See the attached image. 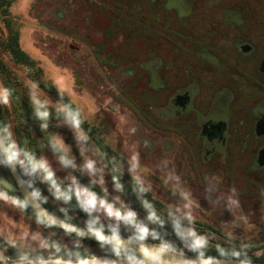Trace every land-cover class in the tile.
Segmentation results:
<instances>
[{"label": "rangeland", "instance_id": "obj_1", "mask_svg": "<svg viewBox=\"0 0 264 264\" xmlns=\"http://www.w3.org/2000/svg\"><path fill=\"white\" fill-rule=\"evenodd\" d=\"M108 1L113 5L111 0ZM226 1L247 6L248 16L264 17V0ZM97 2L99 0H6L8 6L0 11V61L4 66L0 71V87L12 89L13 92L9 105L0 104V110L7 123L10 137L14 140L13 130H22L25 125L32 122L38 125L42 123L33 115V97L47 101L49 105L57 101L58 106L73 104L81 112L83 122L95 130L91 134L84 130L89 138L86 143L78 144L74 131L67 125L57 127L56 108L51 106L49 111L52 115L48 125H53L52 128L55 129L54 142L62 138L63 151L70 158H75V167L64 168L57 158L56 151L49 150L40 157V160L47 161L55 173V179L62 186L70 184L71 178L75 176L79 182L84 180V185L91 186L99 196L109 201L118 197L117 208H131L137 212L138 219H144L127 195L114 188L109 161L99 154L103 153L96 141L99 139L101 145L117 154L115 160L120 159L116 167L117 173L120 169L128 172L168 209L188 203L191 206L192 224L197 232L223 243L226 240H235L242 248L252 244H264V169H255V172L246 169L245 161L250 159L252 152L241 153L239 151L241 144L232 148V161L222 168H218L216 161L205 166L200 162V157L198 164L197 154L194 155V159L193 154L187 151L181 141L177 144L176 152L171 151L163 135L166 133L164 127L155 117L153 110L160 105L146 104L144 89L138 88V83L133 87L130 85L134 78H128L130 72L126 64L133 57L131 51L123 52L126 49L119 45L120 40L115 38V30L118 27L110 19L121 13L120 24L117 22V25L122 30L125 25L124 11L116 9L118 11L116 14L110 7H99ZM88 15L95 18L93 28L101 27L104 22L113 28V31H110L112 41L108 40L107 44L110 45L114 41L113 44L117 47L114 55L118 53L120 58L109 57L110 47L107 49L103 42H98V36L95 34H92V40L86 39L84 18ZM98 18L105 19L100 22ZM15 34L19 35L23 51L35 63L33 71L17 65L3 49L2 44L5 40ZM85 46H88V49ZM41 83L44 84L45 90ZM33 84L36 85L35 88L32 87ZM243 139L249 140L248 137ZM137 154L138 167L134 171H129L131 159ZM242 154L244 158L241 159ZM182 156L189 158L188 163L191 162L194 166L191 174L186 169L187 163L183 164ZM86 158L97 160V167L103 169L102 177L81 174L79 166ZM0 173L9 182H13L5 166L0 165ZM176 177H179V181ZM208 178L218 179L220 191L217 194H227L231 187H235L239 194L240 207L233 211L224 210L222 207L214 208L205 199ZM46 189L52 193L48 185ZM45 198L59 210L64 209L55 198L48 195H45ZM71 215L85 224L76 213L72 212ZM103 222L107 223L106 220ZM149 226L154 228L152 224ZM209 227L218 233L209 232ZM120 228L131 229L124 224H121ZM34 232H39L44 240L31 241ZM25 234L33 245L59 243L62 246V254L69 250H77L73 246L74 238L38 225L29 209L22 212L10 202L0 200V245ZM220 234L227 236L228 239L225 240ZM83 247L85 246L80 244L78 251L81 252ZM182 247L183 245L179 246ZM9 248L16 254V249L12 248L10 243ZM102 249L109 251L106 248ZM41 250L47 255L46 250ZM85 251L88 255H95L96 252L88 247H85ZM6 255H9V251ZM113 255L114 258L126 259L123 255L121 257L115 256L114 253ZM185 255L188 254L185 252ZM253 257L264 258V250L256 251Z\"/></svg>", "mask_w": 264, "mask_h": 264}, {"label": "flooded vegetation", "instance_id": "obj_2", "mask_svg": "<svg viewBox=\"0 0 264 264\" xmlns=\"http://www.w3.org/2000/svg\"><path fill=\"white\" fill-rule=\"evenodd\" d=\"M109 2L97 5L124 11L122 30L121 13L110 19L123 52L133 57L126 64L130 85L144 89L146 104L160 105L153 110L170 150L181 141L198 164L200 157L203 165L216 161L222 168L241 144V153L252 152L246 169H264L257 162L264 149V17L248 16L247 6L226 0ZM84 20L86 39L95 34L110 47L109 57L120 58L114 41L107 44L113 28L105 22L93 28L89 15ZM181 158L191 174L194 166Z\"/></svg>", "mask_w": 264, "mask_h": 264}, {"label": "clouds", "instance_id": "obj_3", "mask_svg": "<svg viewBox=\"0 0 264 264\" xmlns=\"http://www.w3.org/2000/svg\"><path fill=\"white\" fill-rule=\"evenodd\" d=\"M36 87L35 84L32 85ZM12 89L0 87V104L9 105L10 97L12 96ZM34 106V117L41 121V128L48 127V120L52 113L49 107L56 108L57 112V127L67 125L75 133L78 144L83 145L88 141V136L82 129L83 120L81 112L78 109L72 108L70 105L58 106L59 101L49 105L47 101H42L39 98H32ZM10 133L7 126H0V165L12 168L19 165L23 170L24 175L32 177V179L25 181V183L32 187L36 179L41 182H47L56 200L63 201L68 204L75 198L77 207L87 214L88 219L85 221V228L80 229L74 224L66 221H59L57 218L48 214L46 209H41L35 212V222L38 225L46 227H59L63 229L65 234H75L77 239L73 241V246L76 251L69 250L63 252L62 246L59 243L53 242L39 243L33 245L31 241H43L44 237L39 232H34L31 235V241L27 234L9 241L10 246L16 249V254L6 255L9 243L0 245V264H109L105 260L96 257L95 255H81L78 251L81 240L83 238L95 239L100 246H109L110 250L117 257L122 255L130 262V264H146V261H156L159 264H165L163 254L166 250H171L176 256L180 258L181 264H225V261L236 260L238 264H253V260L248 255L247 247L240 250H234L232 247L221 248L217 245L219 250L218 256L208 255L210 237L196 231L192 224L191 206L188 203L176 205L169 208L167 218H162L158 214L154 206L148 201L144 200L143 205L147 210V215L144 219H138L137 212L131 208L124 209L116 207L117 197L113 201H109L105 197L99 196L92 191L91 186L82 185L79 180L73 176L70 184L61 186L55 179V173L49 166L46 160L37 161L34 155L20 149L10 139ZM54 151L58 153V160L64 168L75 167V158H70L63 151V140L52 142ZM83 147L81 152L83 154ZM99 150H97L98 152ZM102 156H107V153H99ZM23 156V158H22ZM114 159V158H113ZM139 164L138 154L131 159L129 171L137 169ZM82 175L88 177L103 176V169L97 167V160L93 158H86L82 165L79 166ZM107 167V165H105ZM116 168L111 170V180L114 188L117 191L123 190L120 176L115 174ZM179 181V177H176ZM3 183V181H0ZM219 181L216 178H208V186L205 189V199L214 208H223L227 211H233L240 207L239 194L235 187H231L227 194L219 193ZM150 187V186H149ZM138 197L147 191L143 186H138L136 189ZM173 191V195H175ZM33 198H39L41 193L39 190H33L31 193ZM0 200L10 202L22 212L28 209L30 201L27 197L19 199L17 197H10L7 192L0 191ZM46 200V198H45ZM65 211V209H61ZM103 218V220H102ZM246 219V218H245ZM107 221L104 223L103 221ZM165 223H170L175 235L180 239L183 247L177 249L172 247L168 242H164L163 246L150 251L143 244L139 246L140 256L134 252H130L125 246L120 236V226L124 224L133 230V235L129 237L133 241H145L149 237L154 240L161 239L160 234L155 228H150V224L159 225L163 227ZM106 230L110 233L106 235ZM7 240V237H5ZM47 255H45V251ZM185 249L195 253V259H188L185 255ZM260 253H258L259 255ZM115 264V262H111Z\"/></svg>", "mask_w": 264, "mask_h": 264}, {"label": "trees", "instance_id": "obj_4", "mask_svg": "<svg viewBox=\"0 0 264 264\" xmlns=\"http://www.w3.org/2000/svg\"><path fill=\"white\" fill-rule=\"evenodd\" d=\"M7 6H8V4H6V0H0V11H1V9H3L4 7L6 8ZM3 13H5L4 10H3ZM2 46H3L4 51L12 58V60L17 65H20V66L28 69L29 71H33V69L35 67V63L23 51L21 44H20V38H19L18 34L10 35L8 37V39L5 40V42L2 44ZM3 69H4V66H3L2 62L0 61V71ZM42 74H43V72H42ZM43 85L44 84L41 83V86L44 88ZM44 90H45V88H44ZM49 91L50 90L48 89L47 92H49ZM70 106L74 109H77L75 107V105H73V104H70ZM0 122H1L2 126H7V123H6L4 117L1 113V110H0ZM52 127H53V125H48L47 128H41L40 125L32 122L31 124L25 125L22 130H19V129L13 130L14 140L11 137H10V139L20 149H24L25 152H28V153L34 155L35 159L37 161H40V157H42L43 154L48 153L49 150L54 151V149L52 147V142H54L53 135H54L55 129ZM54 127H56V126H54ZM82 129L86 130L88 134L94 133V131H95L94 128L91 127L86 122L82 123ZM96 141L99 144L101 151L103 153H107V156H105V158L109 161L110 171L112 170L113 167L116 168L119 165L118 161H120V159L116 158V160H115L113 158L117 157L116 156L117 154L114 153L110 148L104 147L103 145H101L99 139L98 140L96 139ZM55 153L58 155L57 152H55ZM22 158H23V156H22ZM18 167H19V169H20V171H21V173L24 176L26 181L32 179V177L24 175L23 170L21 169V167L19 165H18ZM6 168L9 171L8 167H6ZM253 172H255V171H253ZM115 174L120 176L121 183L124 186L122 192L127 195L128 199L139 210V213L142 214V216L144 218L147 215V210L145 209V207L143 205L144 200L151 203L154 206V208L157 210L158 214L161 215L162 218H165V219L167 218V213H168L169 209L164 204H162L160 201L156 200L149 191H145L144 193H142L138 197V195H137L136 191H134V189H136L138 186H142V185L139 184L134 178H132L128 172L123 171V169H120L119 172L117 173V171H116ZM80 182L83 183V185H84V180H82ZM47 185L50 188V185L47 182H41L40 179H36L33 186L30 188L32 191L33 190H39L40 191L41 196L38 199L53 213L57 214L58 216L62 217L63 219L68 220L74 224L85 227V224L77 221L71 215L72 212L76 213L79 216V218L84 221V223L88 219L87 214L84 213L82 210H80L77 207V203H76L75 198H73V200L71 202H69L68 204H65L63 201L58 200L57 203L62 208H64L66 210V212L59 210V208H57L55 205H52L51 203H49L47 199L45 200V195H48V197L55 198L54 195L50 191H48V189H46ZM0 191L7 192L11 195H15V196H18L21 199H23L20 194H15V193L9 191L8 189L4 188L2 185H0ZM93 191L98 194V192L96 190H93ZM28 209L35 216V212L30 207H28ZM44 227H46V226H44ZM153 227L160 234L161 239L154 240L151 237H149L147 240H145V242H150V243L158 244L161 246H163L164 242H168L172 247L180 249L179 246L182 245V243H181L180 239L173 232V229H172L170 223H165V225L163 227H161L159 225H153ZM46 228L53 230L56 233L65 234V232L62 229H59L57 227H46ZM208 231L212 232V233H218L217 231H215L211 227L208 228ZM106 233H109V232L106 230ZM66 235H68V234H66ZM132 235H133V230H131V229L127 230V229H121L120 228V236L129 238ZM220 235H221V237L225 238V240L228 239L227 236H225L223 234H220ZM68 236H70L74 239H77L75 234H70ZM81 244H83L85 247H88L92 250H96V252H94L96 257H99V258L100 257H112V258H114L113 252L110 250V247L107 245L104 246L103 248L109 249V251L102 249V247L100 246V244L97 241L89 239V238H83L81 240ZM217 245H219L221 248L232 247L234 250H240L242 248L240 246L239 242H237L235 240H226V242L223 243V242H220V240L215 239V241H214L213 239H210L207 254L213 255V256H218L219 250L217 248ZM85 247H83L84 249H81V252H80L81 255H88L85 251ZM260 250H264V244H259V245L252 244V245H249L247 247L248 255H249V257H251L253 262L264 263V258L253 257V254L256 251H260ZM8 251H9V255H12V256L15 255V253H12V251L10 250L9 247H8ZM185 252L188 255L195 257V253H192V252L188 251L187 249H185Z\"/></svg>", "mask_w": 264, "mask_h": 264}, {"label": "water", "instance_id": "obj_5", "mask_svg": "<svg viewBox=\"0 0 264 264\" xmlns=\"http://www.w3.org/2000/svg\"><path fill=\"white\" fill-rule=\"evenodd\" d=\"M0 126L1 122H0ZM258 166L260 168L264 167V149H262L259 152L258 156ZM9 172L13 178V183L9 182L1 173H0V181H3V183H0L4 188L8 189L9 191L15 193V194H20L22 198L24 199L25 197L28 198L30 201L29 207L34 211H40L41 209H46L48 214L51 216L57 218L58 222L59 221H66L70 224H74L68 220L63 219L62 217L58 216L57 214L53 213L51 210H49L39 199L33 198L31 196V193L33 192L31 188L25 183V178L22 175L18 165L13 166L12 168H9ZM80 229H84L85 227L79 226L77 224H74ZM59 228V227H57ZM61 229V228H59ZM63 230V229H62ZM74 234V233H73ZM106 235L110 233H105ZM87 238V237H86ZM92 239V238H89ZM121 239L124 242V246L130 251L134 252L136 255L140 256L141 253L139 252V246L143 244L145 247H147L150 251H155L156 249L162 247L161 245L158 244H153L150 242H145V241H133L130 240L128 237H123L121 236ZM95 240V239H92ZM96 241V240H95ZM163 260L165 261V264H181L180 258L175 255L171 250H166L165 253L163 254ZM186 258L188 259H195L194 256H188L186 255ZM101 260H105L111 264V262H115V264H130V262L127 259H119V258H112V257H103ZM146 264H159V262L156 261H146ZM225 264H238V261L236 260H231V261H225ZM253 264H264V263H259V262H253Z\"/></svg>", "mask_w": 264, "mask_h": 264}]
</instances>
